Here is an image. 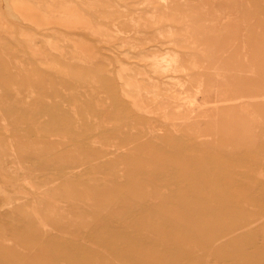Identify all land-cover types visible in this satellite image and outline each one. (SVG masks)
<instances>
[{
  "label": "rangeland",
  "instance_id": "1",
  "mask_svg": "<svg viewBox=\"0 0 264 264\" xmlns=\"http://www.w3.org/2000/svg\"><path fill=\"white\" fill-rule=\"evenodd\" d=\"M0 264H264V0H0Z\"/></svg>",
  "mask_w": 264,
  "mask_h": 264
},
{
  "label": "bare ground",
  "instance_id": "2",
  "mask_svg": "<svg viewBox=\"0 0 264 264\" xmlns=\"http://www.w3.org/2000/svg\"><path fill=\"white\" fill-rule=\"evenodd\" d=\"M157 99V98H156ZM263 162V161H262ZM251 228V227H250ZM248 230H250V229H248ZM256 248V247H255ZM254 249V248H253ZM257 249V248H256Z\"/></svg>",
  "mask_w": 264,
  "mask_h": 264
}]
</instances>
